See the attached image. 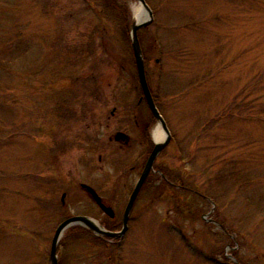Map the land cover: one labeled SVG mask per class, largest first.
I'll return each mask as SVG.
<instances>
[{"label":"rangeland","instance_id":"obj_1","mask_svg":"<svg viewBox=\"0 0 264 264\" xmlns=\"http://www.w3.org/2000/svg\"><path fill=\"white\" fill-rule=\"evenodd\" d=\"M146 1L138 36L172 135L157 162L174 185L148 179L108 247L68 227L58 264H264V0ZM120 4L129 27L137 0H0V264H50L65 216L109 223L80 182L122 216L144 146L113 135L158 123Z\"/></svg>","mask_w":264,"mask_h":264},{"label":"water","instance_id":"obj_2","mask_svg":"<svg viewBox=\"0 0 264 264\" xmlns=\"http://www.w3.org/2000/svg\"><path fill=\"white\" fill-rule=\"evenodd\" d=\"M137 1L140 3V5L142 6L144 10V17L140 19L139 21H137L135 18L131 20V23L129 25V38L131 42V47H132L136 69H137L138 82H139V85L142 91V96L145 98L150 111L152 112L153 116L157 120V123H158L157 126L160 127L161 130L163 131V136L158 140L154 139V146L151 152L149 153L146 159V162L144 164V167L140 173V176L135 182L134 187L128 197V200H127L124 212H123V216H122L121 228L118 230L107 229L93 217L88 216V215H82V214L71 215L63 219L56 226L54 234L51 239L50 252H49L50 264H58L57 246H58L59 240L61 236L63 235L64 231L70 226L79 224V225L87 227L88 229L93 231L95 234H98L101 236H108L112 238H120L125 234L128 228V225H127L128 217L131 212L134 201L138 195V192L141 189V186L143 185L153 165L155 158L157 157L159 152L169 143L171 139V132L169 128L167 127L165 119L161 115L160 111L158 110L154 102L152 93L148 85L146 71H145V59H144L142 47H141L139 36H138V30L147 26L153 20V13L146 0H137ZM122 137H128V134H126L123 131H117L114 135L115 140H120ZM80 186L88 193L91 199L97 205H99V207L103 210L104 213H106L107 215L111 217L114 216L115 213H114L112 206L105 204L102 201L101 196L98 194V192L95 190L94 187L84 182H81Z\"/></svg>","mask_w":264,"mask_h":264},{"label":"flooded vegetation","instance_id":"obj_3","mask_svg":"<svg viewBox=\"0 0 264 264\" xmlns=\"http://www.w3.org/2000/svg\"><path fill=\"white\" fill-rule=\"evenodd\" d=\"M153 99H154V97H153ZM141 101H144L145 103H146V105L148 106V104H147V102H146V100H145V98L142 96V94L139 96V99H138V103H140ZM154 101H155V99H154ZM155 104H156V101H155ZM149 108V107H148ZM154 120L156 121V119L154 118ZM138 125H137V127H138V133H139V135H138V138H134V137H132V135L131 134H129L128 132H125V131H123V132H125L126 134H128V137H122L120 140H115V138H114V135H113V139L115 140V141H117V143H118V145H119V147H120V149H126V148H128V147H130L132 144H133V142H134V140H138V143L139 144H143V146H144V149H143V151H142V159H141V161H140V167L138 168V177L140 176V173H141V171H142V169H143V167H144V164H145V162H146V159H147V157H148V155H149V153L151 152V150H152V148H153V146H154V137H153V134H152V132H151V127H150V124H151V122H149V120H148V117L147 118H145L144 119V121H143V124H141V123H137ZM153 137V138H152ZM111 139V138H110ZM172 140V135H171V139H170V141ZM170 141H169V143H170ZM168 145V144H167ZM164 149V148H163ZM162 149V150H163ZM162 150L159 152V154L157 155V157L155 158V160H154V162H153V165H152V167H151V169H150V171H149V173H148V175H147V177H146V179H145V181H144V183H143V185L141 186V189L139 190V192H138V194L139 193H141V191H142V189H143V187H144V185L146 184V182L148 181V179H150L151 177H154V176H157V174H159V175H161V177H162V179H164L166 182H168V183H170L171 185H174L169 179H168V177L166 176V175H164L161 171H160V169H159V164H158V162H157V158H158V156L160 155V153L162 152ZM99 159H101V156H99ZM137 168V166H132V168L131 169H136ZM138 177H137V179H138ZM137 179H136V181H137ZM135 181V182H136ZM135 182H134V184H135ZM81 183V182H80ZM80 183H79V186H80ZM85 183V182H84ZM88 184V183H87ZM134 184H133V186H132V188H131V191H132V189H133V187H134ZM90 185V184H89ZM81 187V186H80ZM93 187V186H92ZM176 187L177 188H180V187H182V189L185 191V190H188L189 189V187L187 186V185H185V184H182V185H176ZM83 189V188H82ZM84 190V189H83ZM96 190V189H95ZM85 191V190H84ZM97 191V190H96ZM131 191H130V193H131ZM86 192V191H85ZM87 193V192H86ZM130 193H129V195H130ZM88 194V193H87ZM99 194V193H98ZM64 195V196H63ZM100 195V194H99ZM129 195H128V197H129ZM62 196H63V198H62ZM101 196V195H100ZM138 196V195H137ZM64 197H65V192H63L62 193V195H61V201H62V203L64 202ZM90 197V196H89ZM91 198V197H90ZM101 198H102V201L105 203V204H108V205H111V203L110 202H108L107 200H105L102 196H101ZM137 198V197H136ZM127 200H128V198H127ZM127 200H126V202H125V205H124V209H125V206H126V203H127ZM93 201V200H92ZM135 201H136V199H135ZM94 202V201H93ZM95 203V202H94ZM96 204V203H95ZM134 204H135V202H134ZM134 204H133V206H132V209H131V212H130V214H129V217H128V221H127V225H128V227H129V223H130V220H131V213H132V210H133V207H134ZM97 205V204H96ZM98 207H99V205H97ZM100 208V207H99ZM101 209V208H100ZM124 209H123V212H124ZM102 210V209H101ZM102 212H103V210H102ZM123 212H122V216H123ZM104 213V212H103ZM114 213H115V211H114ZM106 216H107V221L109 222L108 224H111L112 225V229L111 230H115V227L116 226H119V229L121 228V226H122V216H121V218L119 219V218H117L116 217V214H114V216H109V215H107L106 213H104ZM83 215V214H82ZM67 217H69V215L68 216H65L63 219H65V218H67ZM62 219V220H63ZM80 226H82V225H80ZM103 226L104 227H106L105 226V224L103 223ZM82 227H85V226H82ZM85 228H87V227H85ZM106 228H108V227H106ZM88 229V228H87ZM108 229H110V228H108ZM128 229V228H127ZM91 231V230H90ZM93 234H95L93 231H91ZM126 233V232H125ZM95 235H97V236H99V237H101V239H102V242H104V246L105 247H108V246H110V244H114L115 242H119V241H121L122 240V238H123V236L122 237H120V238H110V237H106V236H101V235H98V234H95ZM49 261H50V259H49ZM106 261L107 262H109V264H116V259H113L112 258V256H110V255H107L106 256Z\"/></svg>","mask_w":264,"mask_h":264},{"label":"trees","instance_id":"obj_4","mask_svg":"<svg viewBox=\"0 0 264 264\" xmlns=\"http://www.w3.org/2000/svg\"><path fill=\"white\" fill-rule=\"evenodd\" d=\"M106 1H108L109 3H115V2L118 1V0H106ZM116 9H117V10H116ZM116 9L112 10L113 14H118V15H119L121 22H123V28H124V31H126V33H127V31H128V33H129V27H128V23H129V12H128V10H127V7H125L124 5L120 4V5H118V7H117ZM140 31H141V29L138 30V32H140ZM134 62H135V61H134ZM153 118H154V117H153ZM159 169H160V171H161L164 175H167L166 170H165L163 167L159 166ZM156 177H157L158 179H160V181L166 183V181H165L164 179H162L161 175L157 174ZM104 224H105L106 227H108V228H110V229L113 228L111 224H107V223H104ZM71 228H72L73 230H75V229L82 230V231L84 230V231H86L90 236H92V237H94L95 239L100 240V241L102 242L101 237H99V236L93 234L89 229H87V228H85V227H82V226H80V225H74V226L71 227ZM222 264H224V263H222Z\"/></svg>","mask_w":264,"mask_h":264},{"label":"bare ground","instance_id":"obj_5","mask_svg":"<svg viewBox=\"0 0 264 264\" xmlns=\"http://www.w3.org/2000/svg\"><path fill=\"white\" fill-rule=\"evenodd\" d=\"M134 18L139 21L140 19H142L144 17V10L142 8L141 5H138L135 7L134 9ZM153 137L154 139H160L162 136H163V131L159 128V127H156L154 130H153Z\"/></svg>","mask_w":264,"mask_h":264}]
</instances>
